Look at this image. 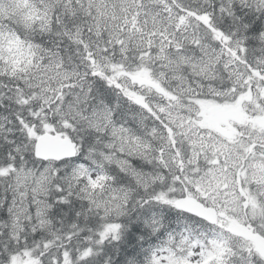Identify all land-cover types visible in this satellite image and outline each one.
Listing matches in <instances>:
<instances>
[{"label": "snow or ice", "instance_id": "obj_1", "mask_svg": "<svg viewBox=\"0 0 264 264\" xmlns=\"http://www.w3.org/2000/svg\"><path fill=\"white\" fill-rule=\"evenodd\" d=\"M0 264H264V0H0Z\"/></svg>", "mask_w": 264, "mask_h": 264}]
</instances>
